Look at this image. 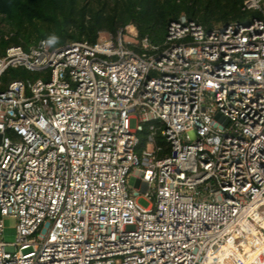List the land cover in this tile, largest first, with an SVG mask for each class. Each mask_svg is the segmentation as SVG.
<instances>
[{"label": "built area", "instance_id": "obj_1", "mask_svg": "<svg viewBox=\"0 0 264 264\" xmlns=\"http://www.w3.org/2000/svg\"><path fill=\"white\" fill-rule=\"evenodd\" d=\"M244 9L160 44L132 25L6 48L0 264H264V0Z\"/></svg>", "mask_w": 264, "mask_h": 264}, {"label": "trees", "instance_id": "obj_2", "mask_svg": "<svg viewBox=\"0 0 264 264\" xmlns=\"http://www.w3.org/2000/svg\"><path fill=\"white\" fill-rule=\"evenodd\" d=\"M257 14L244 9V0H0V55L9 46L29 49L41 40L53 47L73 41L95 43L100 31L116 34L129 25L140 38L160 44L170 24L182 15L210 30ZM23 72L9 68L2 80L23 78ZM159 142L165 144L164 139ZM146 143L144 131L140 145Z\"/></svg>", "mask_w": 264, "mask_h": 264}, {"label": "rangeland", "instance_id": "obj_3", "mask_svg": "<svg viewBox=\"0 0 264 264\" xmlns=\"http://www.w3.org/2000/svg\"><path fill=\"white\" fill-rule=\"evenodd\" d=\"M251 19H252V15H248L247 20L250 21ZM131 26L132 25L127 26L125 31L128 32L129 29H131ZM23 76L24 78L31 79V78L39 77L40 74L34 73L33 75H31L29 71L25 70V72H23ZM128 183L131 187H135L137 183V178L133 175H130V177L128 178ZM138 202L140 205L144 207H148L150 205V202L144 197H140L138 199ZM3 227H4L3 232L0 233V240H4L6 242H14L17 237V219L11 215L3 216Z\"/></svg>", "mask_w": 264, "mask_h": 264}]
</instances>
